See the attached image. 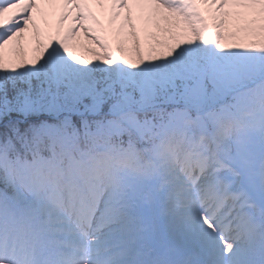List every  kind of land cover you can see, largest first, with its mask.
<instances>
[{
  "label": "snow or ice",
  "instance_id": "6c2138e0",
  "mask_svg": "<svg viewBox=\"0 0 264 264\" xmlns=\"http://www.w3.org/2000/svg\"><path fill=\"white\" fill-rule=\"evenodd\" d=\"M0 264H264V0H0Z\"/></svg>",
  "mask_w": 264,
  "mask_h": 264
},
{
  "label": "bare ground",
  "instance_id": "6f19581e",
  "mask_svg": "<svg viewBox=\"0 0 264 264\" xmlns=\"http://www.w3.org/2000/svg\"><path fill=\"white\" fill-rule=\"evenodd\" d=\"M57 11H58V10H57ZM57 11H56V12H57ZM94 11L97 12L99 18L104 14V13H101L100 10H99V9H96L95 7H94ZM53 16H56V17H55V20H56V22H57V21H58L59 12H58L57 15L54 14V15H51V16H49V17H53ZM49 17H48V18H49ZM105 18H106V17H105ZM43 22H44V20H38V25H39V27H40L41 29H44V28L49 24V19L47 20L48 23H44V24H43ZM64 27L67 28V27H68V24L66 23V24L64 25ZM31 36H32V37H31V40L34 39L33 34H32ZM79 39H80V43H81L82 45H88V41H85V40L83 39V35H82V34H80ZM80 50L83 52V48H81ZM83 54H84V55H87L86 52H83Z\"/></svg>",
  "mask_w": 264,
  "mask_h": 264
},
{
  "label": "rangeland",
  "instance_id": "374dc122",
  "mask_svg": "<svg viewBox=\"0 0 264 264\" xmlns=\"http://www.w3.org/2000/svg\"><path fill=\"white\" fill-rule=\"evenodd\" d=\"M58 12H59V10H58L55 14L57 15ZM55 17H56V16H53V17H49V18H48V19H49V24H48V25H51L52 27H56L57 22H56V20H55ZM105 17H106V18H105ZM48 19H47V20H48ZM99 19L101 20L102 23L107 24V22H108V17H107L106 14H103ZM44 23H48V22H45V21H44L43 24H44ZM48 25H47V26H48ZM47 26H46V27H47ZM31 35H32V33H27V34H26V36H25L26 42L31 40V37H32ZM141 39H142V41L144 40V36H143V34L141 35Z\"/></svg>",
  "mask_w": 264,
  "mask_h": 264
}]
</instances>
